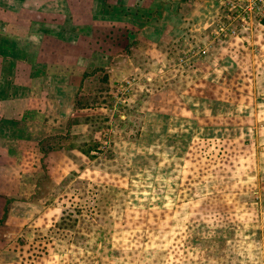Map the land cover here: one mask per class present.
Wrapping results in <instances>:
<instances>
[{
  "label": "rangeland",
  "instance_id": "374dc122",
  "mask_svg": "<svg viewBox=\"0 0 264 264\" xmlns=\"http://www.w3.org/2000/svg\"><path fill=\"white\" fill-rule=\"evenodd\" d=\"M181 1L52 33L0 0L44 39L0 42V109L55 135L0 193V264H264V0Z\"/></svg>",
  "mask_w": 264,
  "mask_h": 264
},
{
  "label": "crops",
  "instance_id": "0c3cea01",
  "mask_svg": "<svg viewBox=\"0 0 264 264\" xmlns=\"http://www.w3.org/2000/svg\"><path fill=\"white\" fill-rule=\"evenodd\" d=\"M11 1H16V2L21 1L23 3V0H11ZM24 1L28 6L27 8L30 9L29 14L39 19V22H37L38 19L33 18L31 22L34 24H32V26L36 24L41 25L42 23L45 27H51L52 33L55 32L59 33L61 32V30L64 31V29L61 28V25L58 23L59 18L60 20H62L63 17L70 16L73 17L74 20L75 17L78 18L80 17L86 21V20H92L95 14L98 13V10L96 8L97 0H24ZM120 1H126L127 3H130V5L126 6L127 9L123 8L122 11L123 14H131L132 16L144 14L141 12L142 10L141 7L149 9V10H145L146 11L145 14L148 13L150 14L151 13L150 8L153 7V12H154V6L156 4H159L157 3V0H120ZM161 1H167V0H161ZM175 1L176 3H178L181 0H175ZM81 6H83V8H81ZM203 10L201 9L200 14L203 13ZM9 26L11 27L9 28ZM7 27L9 30H14L15 34L13 35L17 38V40L13 41L11 38L6 36L5 32H2V31H6ZM29 28L28 26H22V25H6L5 28L0 30V42L4 41L8 44L9 42H15V43L17 42L16 47H20L21 45L24 46L29 45V42H31L32 44V40H34L33 42L36 44H39L40 41L44 40L42 38L38 39V36L36 37V39H29L28 33H32ZM44 32H46V29ZM49 42L52 44V46H54L55 44L54 39L46 40L45 43H49ZM0 56H2L1 53ZM4 60L13 61L12 59L9 60V58H7V55L4 57ZM40 94L42 95L43 93L40 92ZM41 95H37V93H35V95L29 94L25 97L27 103L31 102V104H34V106L36 107L35 110L36 112L40 109L38 104H40L39 102H41L40 100L42 98ZM38 96H40V98ZM12 101H15V99L14 100L11 99V96L9 94L4 93L2 97L0 96V107L5 103L10 107L12 106L16 107V105H12L11 103ZM4 112H5L4 109H0V193L5 191L12 192V190L13 191L20 190V180L23 176H27L26 175L27 160L33 158L34 155V157L39 158V162H40V159L42 160V157L45 153L42 151L43 145L45 144V142L47 141L49 142L53 140L54 138L53 136H55L54 134L47 136L42 135V136H38V137H42L38 139L37 136H35V133L34 134L31 133L32 137L31 138L27 137L22 133L23 128L21 127L22 129H20L19 125L15 124L16 122H19L17 120L18 117L12 118V116H6ZM6 112H7V108H6ZM71 123L72 122H70V124ZM29 145H31L30 148ZM49 153L52 152H48L47 155ZM14 177L20 178L19 181L18 180L15 181ZM12 185L14 187H12ZM0 199H2L3 201L1 205V209H2L0 215V220H1L3 216L6 214L5 210L8 211L10 205L9 203L12 202V198L4 194V196H1ZM5 207L7 209H5Z\"/></svg>",
  "mask_w": 264,
  "mask_h": 264
}]
</instances>
